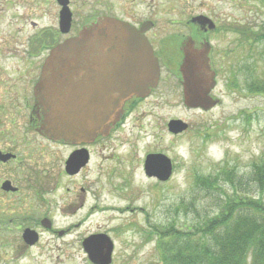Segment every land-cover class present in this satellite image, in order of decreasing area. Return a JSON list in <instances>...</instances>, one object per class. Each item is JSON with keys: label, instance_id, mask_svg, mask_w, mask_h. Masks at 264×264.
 Wrapping results in <instances>:
<instances>
[{"label": "flooded vegetation", "instance_id": "af4514ba", "mask_svg": "<svg viewBox=\"0 0 264 264\" xmlns=\"http://www.w3.org/2000/svg\"><path fill=\"white\" fill-rule=\"evenodd\" d=\"M192 1L187 0V4ZM182 3L0 0V264H71L75 254L69 237L97 207L117 212H135V208L92 204L82 220L71 221L72 214L84 208L86 189L82 185L71 188L68 179L90 169L96 153L104 154L107 139L126 126L137 108L154 96L165 99L170 91L166 85L174 87L186 110L205 113L221 101L216 92L217 80H237L221 76L229 51L212 43L219 30L217 24L205 13L184 17ZM105 19L126 23L147 39L159 63V81L147 96L126 101L123 115L109 135H99L91 142L50 138L42 132L46 110L36 96L42 68L54 49ZM206 19L215 26L211 27ZM200 50L207 53L215 84L207 94L209 101L194 107L186 102L183 64ZM213 102L216 104L211 107ZM153 105L160 107L161 102ZM173 119L187 122L181 117L169 121ZM189 127L178 133L169 131L180 136ZM158 153L165 154L146 152L141 170L148 178L165 182L148 173L147 157ZM171 161L173 174L175 164ZM79 242L85 264H103L110 247L113 263L115 246L107 231L85 233Z\"/></svg>", "mask_w": 264, "mask_h": 264}, {"label": "rangeland", "instance_id": "374dc122", "mask_svg": "<svg viewBox=\"0 0 264 264\" xmlns=\"http://www.w3.org/2000/svg\"><path fill=\"white\" fill-rule=\"evenodd\" d=\"M182 1L184 17L205 13L217 24L212 43L229 51L221 76L237 80H217L221 101L205 113L186 110L174 87L166 85L170 91L163 103L154 96L137 108L126 126L107 139L104 154L96 153L90 169L68 179L71 188L86 189L84 208L72 214L71 221L82 220L92 204L135 208V212H117L97 207L69 237L75 254L71 264H85L79 242L85 233L108 232L115 246L112 264H160L157 232L165 241L170 224L196 232L235 196L264 206V187L253 176V165L264 160V93L259 91L264 83V0ZM252 84L256 89L249 91ZM158 101L161 106L155 107ZM172 117L186 119L188 123L181 121L186 129L190 126L188 132L173 135L168 129ZM148 151H162L174 161L170 179L160 182L144 174L141 168ZM198 178L216 181L206 186Z\"/></svg>", "mask_w": 264, "mask_h": 264}, {"label": "water", "instance_id": "95a60500", "mask_svg": "<svg viewBox=\"0 0 264 264\" xmlns=\"http://www.w3.org/2000/svg\"><path fill=\"white\" fill-rule=\"evenodd\" d=\"M183 74L186 102L205 105L215 84L207 53L200 50L195 58L186 59ZM159 76V63L147 39L126 23L105 19L54 49L46 60L36 86L37 99L46 110L42 132L79 142L107 136L121 119L126 101L147 96ZM186 127L179 119L169 123L175 133ZM147 168L150 175L167 181L172 161L162 153L150 154ZM111 253L110 247L103 264L111 263Z\"/></svg>", "mask_w": 264, "mask_h": 264}, {"label": "trees", "instance_id": "16d2710c", "mask_svg": "<svg viewBox=\"0 0 264 264\" xmlns=\"http://www.w3.org/2000/svg\"><path fill=\"white\" fill-rule=\"evenodd\" d=\"M254 89L252 84L249 91ZM259 91L264 93V83ZM253 174L263 188L264 160L253 165ZM229 176L227 178L234 184ZM197 181L211 186L216 180L198 178ZM260 203L249 197L235 196L225 203L220 215L203 221L196 232H183L170 224L166 228L165 241L157 232L160 264H249V254H252L250 264H264V216L261 215L264 206Z\"/></svg>", "mask_w": 264, "mask_h": 264}]
</instances>
